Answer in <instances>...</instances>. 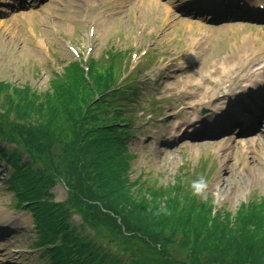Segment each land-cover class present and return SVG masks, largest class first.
<instances>
[{"label":"rangeland","instance_id":"374dc122","mask_svg":"<svg viewBox=\"0 0 264 264\" xmlns=\"http://www.w3.org/2000/svg\"><path fill=\"white\" fill-rule=\"evenodd\" d=\"M25 1L26 6L15 9L14 0H0V84L32 88L43 98L62 83L58 78H64L66 68L77 71L73 65L80 60L94 61L95 75L113 71L118 81L136 69L107 111L99 104L101 92L92 96L93 109L102 113L96 124L131 130L127 141L135 155L127 173L131 193L140 200L158 190L165 200L177 189L182 197L211 203L230 221L246 207L264 203V134L250 144L244 140L254 138H246L253 133L233 127L219 135L196 134L202 126L199 116L209 115L215 105L228 107L227 97L214 101L228 92L223 85L235 88L251 63L264 65V23L234 13L227 23L214 24L209 16L186 14L179 0ZM169 15H174L173 23L166 22ZM245 40L254 41L249 49L241 47ZM225 66H230L229 73ZM91 73L86 78L90 85ZM3 108L0 104L1 113ZM262 121L258 127L263 131ZM10 173L0 160V264H8L11 257L16 264H48L39 255L45 245H34L37 235L29 210L12 206L16 199L7 183ZM201 176L209 182L207 200L194 195L192 188ZM49 191L56 202L67 198L62 184ZM72 221L76 226L84 223L79 215ZM124 231L117 232L123 239ZM238 238L240 245L244 235L238 233ZM220 251L229 258L228 247ZM232 254L239 256L235 249Z\"/></svg>","mask_w":264,"mask_h":264},{"label":"trees","instance_id":"16d2710c","mask_svg":"<svg viewBox=\"0 0 264 264\" xmlns=\"http://www.w3.org/2000/svg\"><path fill=\"white\" fill-rule=\"evenodd\" d=\"M73 67L77 71L66 68L62 83L43 98L32 88L0 84V143L12 145L10 153L0 145V156L12 168V190L30 209L36 244H52L43 251L49 264H264L263 202L246 207L233 222L211 203L182 197L177 189L165 200L158 190L140 200L131 193L126 142L118 127L96 124L102 113L92 105L96 92L106 111L120 97L107 94L117 77L113 71L95 75L92 63L90 85L84 68ZM56 184L67 189L63 202L52 201L49 190ZM75 215L84 222L77 227L71 223ZM238 233L244 235L241 246ZM223 247L230 250L228 259Z\"/></svg>","mask_w":264,"mask_h":264},{"label":"bare ground","instance_id":"6f19581e","mask_svg":"<svg viewBox=\"0 0 264 264\" xmlns=\"http://www.w3.org/2000/svg\"><path fill=\"white\" fill-rule=\"evenodd\" d=\"M185 1H188V0H185ZM183 3H186V2H183ZM250 6H251V8H252V5L249 3V2H247ZM186 4H188V3H186ZM254 41H244V44L241 46V47H246L247 49H249L248 48V46L247 45H252V43H253ZM192 45H193V43H192ZM238 50H236V52H239V50H240V48H237ZM234 55V57L236 56V57H238V54L236 55V53H234L233 54ZM232 57V56H231ZM242 57H244V56H242ZM242 57L240 58V59H242ZM264 76V75H263ZM218 84H221V83H218ZM222 84H223V82H222ZM215 94H217V93H215ZM242 99H244V100H242ZM240 103L243 105V106H245V110H247V111H249V108H246V106L247 105H253L254 104V102H250L249 103V100H247L245 97H243V98H241V99H239L238 100V96H236V97H234L232 100H231V102H230V107H231V111H230V113H232L233 114V106H235V107H238V105L240 106ZM219 113H217L216 115H214L213 117H209V118H207L206 120L207 121H209V122H211V121H213V120H216L220 115H225V111H223L222 109H219ZM262 111V106H260L259 105V108H258V112H261ZM263 117H264V113H263ZM225 118H227V117H225ZM224 118V119H225ZM262 118V117H261ZM227 120L229 121V120H231L230 118H227ZM257 122V121H256ZM256 122H254V123H256ZM203 123V122H202ZM239 124H241V122H239ZM212 127H216V125H212ZM221 130H224V129H222L221 128ZM220 127L218 128H215V133H219L220 131ZM227 131H230V129L228 130V129H226ZM261 136H255L254 138H251L250 140H244V142H246V143H248V144H250V143H254V142H257V141H259V138H260ZM264 139V138H263ZM226 173H228L227 171H225ZM12 261H10V263H13V258L11 259Z\"/></svg>","mask_w":264,"mask_h":264},{"label":"clouds","instance_id":"9594fccd","mask_svg":"<svg viewBox=\"0 0 264 264\" xmlns=\"http://www.w3.org/2000/svg\"><path fill=\"white\" fill-rule=\"evenodd\" d=\"M192 188L194 190V195L199 196L205 200L208 199L209 182L205 177L201 176L198 181L192 184Z\"/></svg>","mask_w":264,"mask_h":264}]
</instances>
